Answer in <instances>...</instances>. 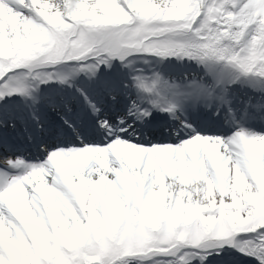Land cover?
Listing matches in <instances>:
<instances>
[{"label":"snow or ice","instance_id":"obj_1","mask_svg":"<svg viewBox=\"0 0 264 264\" xmlns=\"http://www.w3.org/2000/svg\"><path fill=\"white\" fill-rule=\"evenodd\" d=\"M0 264H264V0H0Z\"/></svg>","mask_w":264,"mask_h":264}]
</instances>
